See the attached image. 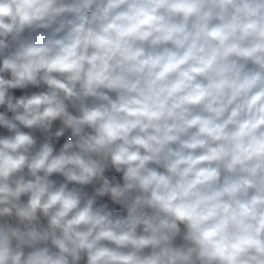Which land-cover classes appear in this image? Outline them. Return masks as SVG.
I'll return each instance as SVG.
<instances>
[{
    "label": "clouds",
    "instance_id": "obj_1",
    "mask_svg": "<svg viewBox=\"0 0 264 264\" xmlns=\"http://www.w3.org/2000/svg\"><path fill=\"white\" fill-rule=\"evenodd\" d=\"M0 264H264V0H0Z\"/></svg>",
    "mask_w": 264,
    "mask_h": 264
}]
</instances>
